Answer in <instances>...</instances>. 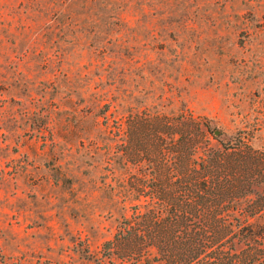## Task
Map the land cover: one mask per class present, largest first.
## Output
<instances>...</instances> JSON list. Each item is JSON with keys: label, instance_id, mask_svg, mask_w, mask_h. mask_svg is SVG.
Here are the masks:
<instances>
[{"label": "rangeland", "instance_id": "obj_1", "mask_svg": "<svg viewBox=\"0 0 264 264\" xmlns=\"http://www.w3.org/2000/svg\"><path fill=\"white\" fill-rule=\"evenodd\" d=\"M182 114L264 153V0H0V221L50 224L0 264H107L140 172L131 120Z\"/></svg>", "mask_w": 264, "mask_h": 264}, {"label": "trees", "instance_id": "obj_2", "mask_svg": "<svg viewBox=\"0 0 264 264\" xmlns=\"http://www.w3.org/2000/svg\"><path fill=\"white\" fill-rule=\"evenodd\" d=\"M131 122L142 133L139 141L132 136L142 159L122 203L136 204L102 243V259L264 264V153L239 134L219 141L220 132L192 114L173 123L157 115Z\"/></svg>", "mask_w": 264, "mask_h": 264}, {"label": "crops", "instance_id": "obj_3", "mask_svg": "<svg viewBox=\"0 0 264 264\" xmlns=\"http://www.w3.org/2000/svg\"><path fill=\"white\" fill-rule=\"evenodd\" d=\"M27 213L33 215L32 211H8V214L3 216L5 222L0 221V251L3 256H12L8 248L6 247L8 243H17L18 250L20 254L24 255V258L34 259L37 255L36 244L42 237H47V226L50 225L46 221L44 214V221L42 223H36L35 225H28ZM1 217V218H3ZM40 220L42 219L41 216ZM7 230H14L12 234H8Z\"/></svg>", "mask_w": 264, "mask_h": 264}]
</instances>
